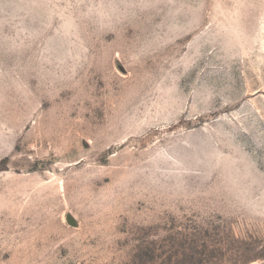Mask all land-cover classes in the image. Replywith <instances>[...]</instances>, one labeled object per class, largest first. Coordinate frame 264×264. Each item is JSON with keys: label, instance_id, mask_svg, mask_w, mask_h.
Segmentation results:
<instances>
[{"label": "rangeland", "instance_id": "374dc122", "mask_svg": "<svg viewBox=\"0 0 264 264\" xmlns=\"http://www.w3.org/2000/svg\"><path fill=\"white\" fill-rule=\"evenodd\" d=\"M0 264H264V0H0Z\"/></svg>", "mask_w": 264, "mask_h": 264}]
</instances>
